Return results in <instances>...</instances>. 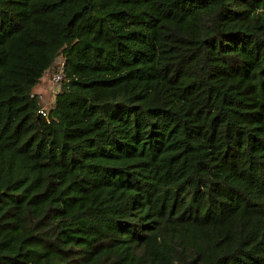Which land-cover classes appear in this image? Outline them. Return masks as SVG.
<instances>
[{
  "label": "trees",
  "instance_id": "16d2710c",
  "mask_svg": "<svg viewBox=\"0 0 264 264\" xmlns=\"http://www.w3.org/2000/svg\"><path fill=\"white\" fill-rule=\"evenodd\" d=\"M0 264H264V0H0Z\"/></svg>",
  "mask_w": 264,
  "mask_h": 264
},
{
  "label": "rangeland",
  "instance_id": "374dc122",
  "mask_svg": "<svg viewBox=\"0 0 264 264\" xmlns=\"http://www.w3.org/2000/svg\"><path fill=\"white\" fill-rule=\"evenodd\" d=\"M63 62H64V59L60 57L57 60L56 65H54L52 69L46 71V73L43 75L40 82L34 87L37 90L40 89V92L38 94H42L43 96L42 101L46 108L49 107L54 100V98L50 97L51 91L54 88H56V86L54 85L53 76L58 71L60 65L61 66L63 65ZM57 65L59 66L58 69H57Z\"/></svg>",
  "mask_w": 264,
  "mask_h": 264
},
{
  "label": "built area",
  "instance_id": "2783aa9c",
  "mask_svg": "<svg viewBox=\"0 0 264 264\" xmlns=\"http://www.w3.org/2000/svg\"><path fill=\"white\" fill-rule=\"evenodd\" d=\"M64 64H65V62H63L62 66L60 65L58 71L53 76V81H54V85L56 86V88H54L52 90V94H51L52 96H55L60 91L61 81L63 79V76L65 75L64 74ZM39 96H40V98H43V96H41V95H39ZM39 112L45 117L48 116V111L44 105H43V107L40 108Z\"/></svg>",
  "mask_w": 264,
  "mask_h": 264
},
{
  "label": "crops",
  "instance_id": "0c3cea01",
  "mask_svg": "<svg viewBox=\"0 0 264 264\" xmlns=\"http://www.w3.org/2000/svg\"><path fill=\"white\" fill-rule=\"evenodd\" d=\"M34 92H36V93H39L40 92V89L39 90H37V89H35L34 88ZM52 94V91H51V93H50V95ZM39 95H41L42 96V94H39Z\"/></svg>",
  "mask_w": 264,
  "mask_h": 264
}]
</instances>
